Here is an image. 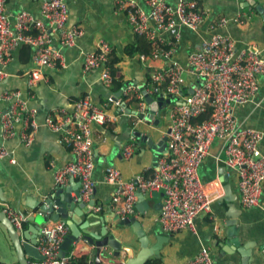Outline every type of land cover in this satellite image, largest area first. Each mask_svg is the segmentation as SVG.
Returning a JSON list of instances; mask_svg holds the SVG:
<instances>
[{
	"label": "built area",
	"instance_id": "built-area-1",
	"mask_svg": "<svg viewBox=\"0 0 264 264\" xmlns=\"http://www.w3.org/2000/svg\"><path fill=\"white\" fill-rule=\"evenodd\" d=\"M141 1L147 12L132 0H117L116 9L127 15L133 35L148 42L149 52L137 57L139 63L143 66L151 62L164 64L151 70L145 85L128 83L114 93L108 60L112 47L99 40L95 49L84 55L82 66L85 73L99 71L101 83L110 90L101 105L85 97L73 104L70 113L61 112L58 118L48 116L40 124L37 109L28 105L20 91L4 90L0 94V129L8 139L15 136V124L19 123V136L26 146L41 127L56 134L73 160L54 171L55 183L64 186L69 179H76L80 184L79 201L87 202L96 188L93 177L95 147L97 143L108 141L104 135L106 127L117 126L121 118L130 122L128 140L120 149L122 158L130 160L138 144L133 133L138 132L140 125L152 123L148 121L150 106L145 96L155 102L159 98L170 99L168 105L163 103L161 110L153 111L159 122L163 117L169 118L166 152L157 159L154 172L149 177L141 174L125 181L116 167L107 165L104 181L114 187L111 200L105 206L95 205L92 210L100 213L107 207L120 219L134 217L138 193L162 192L158 223L163 231L170 234L195 232L196 219L210 214L214 200L222 198L217 190L211 195L199 177L200 166L211 155L215 141L221 143V149L214 161L225 167L227 176L234 175L240 206L250 209L260 204L264 185L262 135L240 125L236 113L239 108L251 104L259 92V79L264 77V52L247 48L237 53L229 37L214 33L231 21L229 17H220L210 24V37L201 40L188 54L186 65L181 66L176 61L180 30L197 32L204 22L197 0H175L174 4L168 0ZM40 14L44 23L20 12L12 24L6 13V0H0V82L9 76L7 68L12 53L22 46H28L31 53V66L23 73L29 88L43 80L46 68H66L60 49L73 47L82 29L67 27L64 0H43ZM53 35L57 36L58 46L54 45ZM203 115L207 116L205 120L196 121ZM7 158L15 163L12 154L0 149V160ZM3 212L15 230L22 232L26 216L9 207ZM68 231L63 221L43 224L36 245L43 260H31L29 264H71L76 260L68 255L58 256ZM100 263L110 264L105 258H100ZM183 264L214 263L209 249L203 247Z\"/></svg>",
	"mask_w": 264,
	"mask_h": 264
},
{
	"label": "crops",
	"instance_id": "crops-1",
	"mask_svg": "<svg viewBox=\"0 0 264 264\" xmlns=\"http://www.w3.org/2000/svg\"><path fill=\"white\" fill-rule=\"evenodd\" d=\"M42 1L6 0V13L11 23L14 24L15 17L20 12L28 13L36 21L44 23L45 20L40 14ZM116 1L64 0L68 12L67 27L82 29V34L73 47L60 49L66 68L62 70L46 68L43 71V80L35 87L29 88L23 73L31 66V54L27 62L22 61V47H19L11 55L7 68L9 76L0 82V94L4 90L20 91L28 105L37 109V121L40 124L48 116L58 118L62 115L61 112L70 113L73 104L85 97L93 104L101 105L109 96L110 90L101 83L99 71L89 73L83 71V57L95 49L99 40L106 41L112 47V51L114 50L118 55L124 57L125 47L135 39L128 25L127 15L122 11H117ZM132 1L144 12H147L141 0ZM168 2L174 4L176 1L168 0ZM197 2L203 13L204 22L197 32L184 30L181 34L180 30L181 38L177 46L176 61L181 66L186 65L188 54L196 49L200 41L210 37L209 26L220 17H229L231 21L223 28L215 30L214 33L229 37L237 53L245 51L247 48H255L264 52V0H197ZM53 39L54 45L58 46L57 36L53 35ZM163 66L162 62H151L143 66L139 63L137 56L134 58L124 57V61L119 64L126 84L138 86L147 83L152 69ZM0 106H2L1 103ZM236 116L240 125L261 133L260 149L264 152V77L259 79V92L254 101L239 108ZM110 128L112 131L105 130V132H111L115 138L104 134L108 141L103 144L97 143L95 147L93 172L96 182L93 194L95 205L105 206L111 200L114 187L104 181V170L107 165L116 167L121 172L123 179L130 181L146 172H149L147 176L149 177L156 169L157 159L165 154V152H157L158 156H155L149 148H146L143 154L138 141L132 159L124 160L122 156L116 155L109 161L107 158H112L113 148L118 146L121 149V144L127 142V136L130 134H127V131L131 130V125L128 120L121 118L117 126ZM15 129V136L8 139L3 137L0 129V149L12 154L15 161L12 164L10 158L0 160V190L4 200V202L0 201V210L3 211L6 207L19 210L29 220L33 215V210L26 207L25 199L27 197L28 200L31 199L30 197L35 199L43 193L55 190L58 185L55 183L54 171L70 163L73 157L69 150L62 145L59 137L44 127L35 133L29 146H26L19 136L21 131L19 123L15 124ZM138 132L149 137L156 144L164 138L167 129L166 124L159 122L158 125H155L152 122L140 125ZM220 149L221 143L215 141L211 155L200 166L199 177L202 183L209 188L211 195L214 190H217L222 194V198L214 200L210 214L199 216L196 219L195 232L183 231L172 234L158 255L161 256V264H183L193 259L203 247L209 249L214 264H241V257L237 252L233 255L221 256V248L215 247V241L218 239H221L222 243L225 241L221 238V233L227 232V229L222 230V225L227 222L228 214H231L230 210L234 211L232 216L237 218L239 229V239L235 238L237 245L246 244L252 248L251 252L249 251L248 263L264 264V185L258 207L250 209L241 207L234 175L227 176L225 167L217 165L214 161L215 156L220 153ZM224 179L228 181L223 182ZM63 187L71 189L72 198L75 197V191L80 190V184L76 179H69ZM162 196V192L145 193L142 194L143 198L139 194L136 196L134 218L149 234L151 242L155 241L152 231L159 230L158 226H160L158 217L162 211ZM89 201L80 202V204L86 205ZM85 216L88 224L89 221H94L97 217H104L108 222L113 220V212L107 207L100 213H94L91 210V213ZM78 221L80 220L78 219ZM29 224V221L24 224L23 230ZM110 225L111 223H108L106 229H109ZM100 227V224L92 225L88 231L96 234ZM128 230L117 228L113 229L111 233L116 239L122 241L121 234L128 233ZM202 241L205 242V245L202 244ZM6 243L10 247L7 239ZM225 248L228 251L234 250L233 247ZM78 249L74 250L76 258L72 254L73 251H70L69 256L74 259L86 256L89 261V251ZM82 253L83 255H79ZM110 264H119V261L114 260Z\"/></svg>",
	"mask_w": 264,
	"mask_h": 264
},
{
	"label": "water",
	"instance_id": "water-1",
	"mask_svg": "<svg viewBox=\"0 0 264 264\" xmlns=\"http://www.w3.org/2000/svg\"><path fill=\"white\" fill-rule=\"evenodd\" d=\"M145 102L150 106L148 121L158 125L159 121L154 118L153 111L161 110L163 103L165 102V105H168L170 99L164 100L163 98H159L155 102L152 98L145 96ZM128 133H130L129 129ZM105 134L115 138L109 131H106ZM133 135L138 139L143 154L146 148L153 151L155 156H158L157 152H166V136L159 143L155 144L152 139L141 135L139 132H134ZM119 150L120 148L115 146L112 151V158L108 157L107 160L111 161L116 155L121 157ZM227 181V179L223 180V182ZM70 193L71 189L57 186L52 192L43 193L35 199L30 197L31 199L28 200L27 197L25 205L33 210V215L29 220L27 219L26 223L29 221L30 224L22 232L16 231L5 213L0 210V264H29L31 260L42 261L43 257L36 250V245L41 226L49 221H63L69 230V233L64 237L60 245L59 258H65L69 255L70 251L74 253L75 249H85L89 251L88 264H101L100 258H105L109 262L118 260L119 264H147L151 258L159 255L163 246L168 243L172 236V234L164 232L158 226L159 230L156 231L154 229L152 231L155 241L151 242L149 234L142 229L140 222L136 218L120 219L114 213L112 222L106 221L104 217H97L96 220L89 221L88 224L85 215L91 213V210L95 206L94 195L86 205H81L79 201L80 190L75 191L74 198L71 197ZM138 194L143 198L141 193ZM0 201L4 202L1 197V190ZM139 210L141 211V209ZM230 212L231 214H228L227 222L222 225V230L227 229V232L221 233V238L225 239V241L222 243L221 239H218L215 241V247L221 248V256L226 254L233 255L237 252L241 257V264H249V251L251 252L250 249L252 248H249L246 244L237 245V241L235 240V238L239 239L237 218L232 216L233 210H230ZM108 223H111V225L109 229H106ZM99 224L101 227L98 233L94 234L88 231L92 225ZM117 228L129 229L128 233L121 234L122 241L116 239L111 233L113 229ZM6 239L9 241L10 247L7 245ZM204 243L202 241L203 245H205ZM225 247H233L234 250L229 249L231 251H228ZM79 255H83V253Z\"/></svg>",
	"mask_w": 264,
	"mask_h": 264
},
{
	"label": "trees",
	"instance_id": "trees-1",
	"mask_svg": "<svg viewBox=\"0 0 264 264\" xmlns=\"http://www.w3.org/2000/svg\"><path fill=\"white\" fill-rule=\"evenodd\" d=\"M135 39L131 44L127 45L124 49V57L126 58H134L139 55H144L149 52L148 42L145 40H141L138 37L134 36ZM21 57H23L22 61L27 62L29 59L30 49L28 46H22L21 48ZM124 57L118 55L114 50L110 53L108 60L110 66V72L113 77V85L112 91L114 93H118L126 84L124 81V77L119 68V64L124 61ZM207 116L203 115L196 119V121L205 120ZM107 130L112 131L110 127H106ZM152 172V171H151ZM149 172L143 173V176L147 177ZM70 254V253H69ZM69 256V255H68ZM161 256H156L153 259L149 260L147 264H161ZM73 264H88V259L86 256H81L78 259L71 261Z\"/></svg>",
	"mask_w": 264,
	"mask_h": 264
},
{
	"label": "rangeland",
	"instance_id": "rangeland-1",
	"mask_svg": "<svg viewBox=\"0 0 264 264\" xmlns=\"http://www.w3.org/2000/svg\"><path fill=\"white\" fill-rule=\"evenodd\" d=\"M176 30H178V28L176 29ZM184 30H187V29H184V28H182L181 29V34H182V31H184ZM187 31H189V30H187ZM191 32V31H190ZM180 42V41H179ZM164 121H165V123H164ZM169 121V118H168V116H166L165 118L163 117L162 118V124H166L167 122Z\"/></svg>",
	"mask_w": 264,
	"mask_h": 264
}]
</instances>
